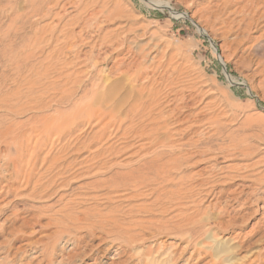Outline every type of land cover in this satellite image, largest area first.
Listing matches in <instances>:
<instances>
[{
	"label": "rangeland",
	"instance_id": "rangeland-1",
	"mask_svg": "<svg viewBox=\"0 0 264 264\" xmlns=\"http://www.w3.org/2000/svg\"><path fill=\"white\" fill-rule=\"evenodd\" d=\"M0 31L2 122L30 136L44 118L68 117L71 150L62 158L73 163L54 171L68 185L38 196L0 159V264H264V0H0ZM109 85L114 99L160 90L161 109L178 108L168 120L174 143L136 138L144 124L135 122L131 134L99 139L106 121L83 120L84 104ZM38 137H29L31 145ZM50 148L40 149L39 165ZM5 150L0 144V158ZM158 154L181 163L175 180L160 177L135 195L120 185L118 176L139 167V158ZM43 171L32 184L46 181ZM61 188L73 196L64 209L65 200L52 195ZM157 189H165L162 200ZM114 209L126 222L115 228L124 239L136 219L147 226L132 230V244L109 237L104 226L84 228L89 215ZM183 213L192 216L185 229L199 230L193 247L211 253L189 258L190 247L178 256L191 237L162 232L157 221L174 225Z\"/></svg>",
	"mask_w": 264,
	"mask_h": 264
},
{
	"label": "bare ground",
	"instance_id": "bare-ground-1",
	"mask_svg": "<svg viewBox=\"0 0 264 264\" xmlns=\"http://www.w3.org/2000/svg\"><path fill=\"white\" fill-rule=\"evenodd\" d=\"M149 2L153 7L158 6V8H159V6L163 5L160 1H149ZM168 9L171 10V8H168ZM173 13H174V15L176 14L175 12H173ZM197 24L200 26V28L202 30H204V32H207L206 29L204 27H202L198 22H197ZM0 34H1V31H0ZM0 78L3 80V75L1 73V71H0ZM108 87H109L108 91H110V92L107 91L108 93H106V94H101V93L100 94H94L92 96V99L91 100L89 99V101H87V103L84 104L85 110L83 111V120H85L89 123L93 119L98 120L99 123L106 121L104 123L102 129L100 128L101 130L99 131V134H98L99 136L97 135L98 138L100 137L99 139H102L106 136L110 137L111 135H116V134L119 135V133L123 136H126L127 134H131L130 131H128L127 129H132V127H133L132 124L135 122V124L137 126L139 124H144L139 129H137V132L133 133V135L136 138L148 139V140H150V143L153 145L160 144L161 146H165L167 143H170L169 140L172 143H174V140L172 141V139H174V135L177 132H174V133L171 132V127H170L171 121L169 123L168 120L175 117L174 113H175L176 109L178 110V108L176 107L174 109H171V110L169 109V111L164 112V110L161 108H166L167 106H164V104L159 101L160 90L155 89L154 87H152V89H148V90H145V88H143L141 90H138L137 94H133L130 97V99H128V97L121 99L123 95L121 96L120 99L119 98L114 99L115 98V94H114V92H115L114 87L115 86L109 85ZM5 100H6L5 96L3 94H1V92H0V111L4 110V101ZM180 110H182V108ZM154 113L158 114V115L154 116L153 115ZM178 116H179V114H178ZM190 116H188L187 118H189ZM46 118L47 119L44 118V122L42 123V125H39L41 127L34 126L30 129V131H29L30 136H29L28 133H22V134L18 133L17 129L14 127H11V125H8L5 127L4 123L2 122L3 121L2 116H0V144L5 146V148H6V150L3 151L5 156L3 158H0V159L4 162L6 169H12L14 171L16 182L22 178L23 180H25L26 187L30 185V189H31L32 194L38 195V196L47 195L49 191L54 190L53 187L55 185L57 186V184L64 183V185H68L67 184L68 181H67L66 177H64V175H60L54 171L56 169H58V167L61 164H63V169L67 170V171L73 165V163L68 162L67 159H66L67 165H64L66 160L62 158L63 154H65L69 150H71V147L69 144L70 142L67 141L68 140L67 137L71 131V130H68V127L70 124L68 117H65V116H62V117L59 116L58 117V116L52 115L51 117H46ZM185 119L186 118H184V120ZM192 119H194V118H192ZM187 122H189V121H187ZM145 123H147V124H145ZM193 123H194V120H193ZM176 124H178V123H176ZM191 126H193V125H191ZM190 127H188V128H190ZM195 127H196V125H195ZM147 128H150V130L148 131ZM191 128H194V127H191ZM162 130L164 131L165 134H167V135H165V137L166 136L167 137L163 138V139L159 138L163 133L160 136L158 134ZM24 132H25V129H24ZM35 132H38L40 138L38 137L36 139V141L33 142V145H31L32 140L29 137H33ZM26 136H28L27 139H29V140L27 142H23L24 140H26ZM163 136H164V134H163ZM51 138L53 139V141H50ZM70 138H71V136H70ZM194 141H196V140H194ZM56 143L60 144L61 146L57 149L56 152H53L52 150L55 148ZM190 144L192 146L195 145V143H190ZM48 145H51L50 151H51L52 155L49 154L48 156H46L42 160L41 165H39L38 153L40 152V149H42L44 146H48ZM185 147H187V146H185ZM101 149H102V147H100L97 150H94L93 155L100 154ZM188 149H189V147H188ZM14 151H16L15 154L13 153ZM184 154L188 155V152L184 153ZM96 157H98V156H95L93 158H96ZM162 158L163 157L161 154L155 155V158L150 159V160L149 159L145 160L146 156L139 158V161H137V164L140 163L139 167L131 168V170H129L128 172H126L124 174L121 173V175L118 176V178H120L119 180H121L120 185H122L124 188H129L130 190H132L131 194L135 195V191H137V190L139 191L140 188L144 187L146 184L148 185V183H156L158 181L157 179H159L160 177H163V178L165 177L166 180L164 179V183H168L169 181L175 180L176 178H174V179L171 178V173L174 170L179 169V167L181 166V163L180 162L177 163L178 160H174V159L164 161ZM180 158H182V160H181L182 163H183V161L188 162L187 160H189V156L185 157V156L181 155ZM157 161H160L161 164H158ZM132 162L133 161L128 162V164H131ZM47 163H48V165L46 166ZM82 163L83 162H81V164ZM195 163H197V162H195ZM142 167H145V169H142ZM153 167H156V169H154ZM43 169H44L43 173H45V174H43L41 176V178L46 180V181L43 183H39L40 179H39V181L36 180V182L34 181L36 184L33 183L34 184V186H33L32 180H34V178L36 176L35 173H37V176H38V174H40V170H43ZM133 169H135V170H133ZM147 172L151 173L154 177H149ZM14 173H13V175H14ZM183 176H185V175H183ZM206 177L207 178H205V179L207 181L205 180V181L201 182V185H203V186H205L206 184L211 182L210 180L213 177V173H210ZM168 178H170V179H168ZM180 179L182 182L184 178L181 177ZM198 179H200V178H198ZM113 180H115V179H113ZM119 180H117V181L119 182ZM117 181L114 184L118 185ZM205 182H207V183H205ZM114 184H111V185H114ZM198 185H199V183L198 184L195 183L194 188L198 187ZM117 188H118V186H117ZM62 189L63 188L58 189L57 191L55 189V192L53 191L54 193L52 195H55L58 193L60 199L65 200L66 204L62 208V209H64L66 205H67L66 207H68V205L73 202V199H69V197L72 196V194H68V193L66 194L65 192H61ZM64 189L62 191H64ZM157 190H158V195L156 196V199L162 200L161 193L163 191H165V189H163V190L157 189ZM204 194H206V196H211V195H213V192L210 191V192H207ZM33 195H32V197H33ZM117 212H121V211L119 209H114V210H111L110 212H105V210H104V212H99L98 215H95V214L89 215V216H91V218H88V219L89 220L92 219V220L90 222H88L87 223L88 225H86V227H84V228H86L88 230H95V228H93L92 225H97V226L101 225L104 227H101L100 230L102 232H105L106 235H109V237H111L112 235H114V236L116 235L117 238H119L118 236H120V239L122 240L121 242H124L125 244H129V243L132 244L133 242H135L134 237L137 238V236H136L137 233H141L140 230L145 229L147 226L143 223L142 220L136 219L135 221L131 222L133 224V225L131 224L133 227H124V233L127 234V235H125L126 239H124L118 232L115 231L116 227L120 228L121 226H125V224H126V222H121L118 219ZM184 213L182 214L183 216H182L180 222H178L177 224H174V225H170V226H172L171 229H170V226H168V225L160 226L161 224L157 221L158 226L162 232H167V230H168L169 232H174L175 234H178L182 238H187L188 236L191 237L186 242V245L180 249V251L178 252V256L183 255V253L185 251H187L188 248L193 247V245H195V244L198 245L195 242V239L193 238L196 233L197 234L199 233L198 227L192 228L190 230H186L184 223H185V221L191 219L192 216L188 215L187 213L186 214H184ZM128 215L130 216V219L135 218L134 208H133V210L130 209L128 211ZM94 217L97 219L96 224L93 221ZM61 219H63V218H61ZM104 224H108L109 226L104 225ZM105 227H107L108 231L106 230ZM64 228L67 229L66 226ZM82 228H83V225L76 226V230H80ZM135 228H139L137 233L132 232V230ZM205 248L206 249H203V247H202L201 248L202 250L198 251L199 249L193 247V250L191 251V255L189 256V258H192L194 255L200 256L203 251L207 252V253L209 251L211 253V251L213 250V248H210V249H207V247H205ZM172 258H176V257L172 256ZM178 259H180V257H178ZM236 262L237 261H234V262H231L230 264H236Z\"/></svg>",
	"mask_w": 264,
	"mask_h": 264
},
{
	"label": "water",
	"instance_id": "water-1",
	"mask_svg": "<svg viewBox=\"0 0 264 264\" xmlns=\"http://www.w3.org/2000/svg\"><path fill=\"white\" fill-rule=\"evenodd\" d=\"M169 8V7H168ZM170 10V9H169Z\"/></svg>",
	"mask_w": 264,
	"mask_h": 264
}]
</instances>
